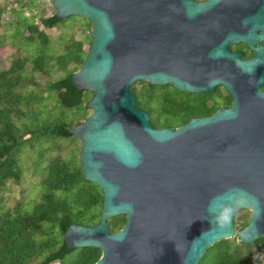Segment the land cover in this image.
<instances>
[{
  "label": "water",
  "instance_id": "1",
  "mask_svg": "<svg viewBox=\"0 0 264 264\" xmlns=\"http://www.w3.org/2000/svg\"><path fill=\"white\" fill-rule=\"evenodd\" d=\"M60 19L91 24L82 67L71 76L93 94L91 114L68 128L85 181L102 193L94 226L60 218L62 248L101 250L94 264H198L215 243H264V0H50ZM262 34L259 35L258 31ZM257 54L240 61L228 44ZM259 44L255 48V44ZM212 93L230 108L179 127L155 128L131 88ZM251 213L237 232L236 219ZM125 216L112 232L109 220ZM52 264H60L55 262Z\"/></svg>",
  "mask_w": 264,
  "mask_h": 264
},
{
  "label": "trees",
  "instance_id": "2",
  "mask_svg": "<svg viewBox=\"0 0 264 264\" xmlns=\"http://www.w3.org/2000/svg\"><path fill=\"white\" fill-rule=\"evenodd\" d=\"M42 1L45 6L35 0H15L16 5L11 4L9 8L0 6V38L3 39L0 50L7 44L4 26H11L22 35L8 68L0 69V264H94L101 250L89 247L75 250L78 256L74 262L66 260L74 250L66 251L61 259L45 262L62 248L60 218L67 217L71 224L80 222L87 226L99 221L102 193L82 176L77 159L80 145H77L73 163L62 156L51 158L41 179L43 192L30 212L23 209L22 201L6 207L3 197L10 182L21 181L22 173L12 153L20 146L17 122L28 115L30 102L38 99L37 95L42 99L53 95L56 104L71 109L83 106L93 96L79 91L71 78L87 57L91 43L90 22L77 16L68 18L69 22L60 19L50 0ZM131 90L137 106L149 114L155 128L179 127L191 119L208 117L223 103L200 94L179 92L171 86H149L145 81L137 82ZM182 94L186 97L184 100L180 99ZM85 119L81 118L78 125ZM67 130V124L59 123L46 126L41 132L75 138ZM92 209L98 210L95 222L93 218L91 223L80 219L85 211ZM250 215L249 211L238 214L237 232L248 224ZM124 221V216L112 218L110 230L118 231ZM198 264H264V243L258 247L240 244L237 237L224 239L207 249Z\"/></svg>",
  "mask_w": 264,
  "mask_h": 264
},
{
  "label": "rangeland",
  "instance_id": "3",
  "mask_svg": "<svg viewBox=\"0 0 264 264\" xmlns=\"http://www.w3.org/2000/svg\"><path fill=\"white\" fill-rule=\"evenodd\" d=\"M14 1L0 0V6H7L9 8L11 4L16 5ZM35 1L40 3L41 6L46 5L42 0ZM46 10L48 13H51L50 8H47V6ZM24 12L27 15L28 11L25 10ZM36 15L39 16V13H36ZM69 21L70 19H68ZM11 28V26L3 27V32L7 36L5 38L7 44L0 50V69L8 68L10 61L13 59V53L16 52V47L19 45L20 40H22L21 31L17 32L16 30L14 32ZM2 41L3 39L0 38V43ZM19 55L24 54L19 52ZM214 96L211 101L218 103L224 101V97L218 94ZM37 97L38 99L30 102L28 115L17 122L20 146L13 151L12 157L17 161L21 170V181L18 184L10 182L3 192L6 207H12L15 202L22 201L23 209L28 212L33 209L40 194L43 192L41 179L46 172V167L51 158L62 156L65 161L73 163V157L77 154L76 150L80 145L76 137H56L49 133L42 134L41 130L46 126L50 127L59 123L67 124L68 128H71L78 125V121L81 118H87L91 114V112L84 108L86 103L83 106L64 109L58 103L56 104L53 95L45 99H42L40 95H37ZM185 98L183 94L180 95V99L184 100ZM192 98L194 99V97ZM97 212V209L85 211L80 219L91 223V219L93 218L92 221L95 222ZM111 220H109V223ZM118 221H120L118 223H121V220ZM76 223L81 224L80 222ZM77 256L78 252L75 251L68 255L66 260L68 262H74Z\"/></svg>",
  "mask_w": 264,
  "mask_h": 264
},
{
  "label": "flooded vegetation",
  "instance_id": "4",
  "mask_svg": "<svg viewBox=\"0 0 264 264\" xmlns=\"http://www.w3.org/2000/svg\"><path fill=\"white\" fill-rule=\"evenodd\" d=\"M195 1L198 4L206 3L207 2V0H195ZM258 34L261 35L262 34V31L259 30L258 31ZM261 45L264 46V40L261 41ZM258 47H259V44L258 43L255 44V48H258ZM228 48H229V52L230 53H237V52H239V53L242 54V56L239 57V60L240 61H247V60L253 58L257 54V52L255 50H251L247 46V44L245 42L228 44ZM258 91L264 92V85L261 86V87H259L258 88ZM199 94L202 95V97L207 98L208 100H211L213 97H215L214 96L215 94H218L219 96L224 97V101H223V103H222V105L220 107L230 108L232 106V100H233V98L230 95V93L222 85L217 86L216 89H215V91L212 92V93H199ZM124 218H125V221H126V217L125 216H124ZM125 221H124L123 225L125 224ZM123 225H122V227H123Z\"/></svg>",
  "mask_w": 264,
  "mask_h": 264
},
{
  "label": "bare ground",
  "instance_id": "5",
  "mask_svg": "<svg viewBox=\"0 0 264 264\" xmlns=\"http://www.w3.org/2000/svg\"><path fill=\"white\" fill-rule=\"evenodd\" d=\"M167 87V86H166ZM85 92V91H84ZM83 249V248H82ZM77 250V249H76ZM73 251V250H72ZM75 251V250H74Z\"/></svg>",
  "mask_w": 264,
  "mask_h": 264
}]
</instances>
